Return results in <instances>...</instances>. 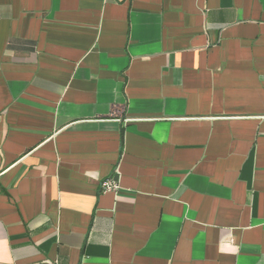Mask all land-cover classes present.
Returning a JSON list of instances; mask_svg holds the SVG:
<instances>
[{
	"label": "crops",
	"instance_id": "crops-1",
	"mask_svg": "<svg viewBox=\"0 0 264 264\" xmlns=\"http://www.w3.org/2000/svg\"><path fill=\"white\" fill-rule=\"evenodd\" d=\"M0 264H264V0H0Z\"/></svg>",
	"mask_w": 264,
	"mask_h": 264
},
{
	"label": "built area",
	"instance_id": "built-area-1",
	"mask_svg": "<svg viewBox=\"0 0 264 264\" xmlns=\"http://www.w3.org/2000/svg\"><path fill=\"white\" fill-rule=\"evenodd\" d=\"M117 190V185L111 178L104 179L100 183V192L103 191H109V192H115Z\"/></svg>",
	"mask_w": 264,
	"mask_h": 264
},
{
	"label": "trees",
	"instance_id": "trees-1",
	"mask_svg": "<svg viewBox=\"0 0 264 264\" xmlns=\"http://www.w3.org/2000/svg\"><path fill=\"white\" fill-rule=\"evenodd\" d=\"M122 136H123V132H121V143H122Z\"/></svg>",
	"mask_w": 264,
	"mask_h": 264
}]
</instances>
